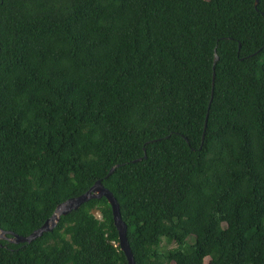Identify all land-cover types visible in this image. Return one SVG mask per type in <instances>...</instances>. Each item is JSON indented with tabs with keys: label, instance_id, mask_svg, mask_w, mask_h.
I'll return each mask as SVG.
<instances>
[{
	"label": "trees",
	"instance_id": "trees-1",
	"mask_svg": "<svg viewBox=\"0 0 264 264\" xmlns=\"http://www.w3.org/2000/svg\"><path fill=\"white\" fill-rule=\"evenodd\" d=\"M96 180L134 264H264V0H0V229ZM5 237L0 264H127L104 197Z\"/></svg>",
	"mask_w": 264,
	"mask_h": 264
},
{
	"label": "water",
	"instance_id": "water-1",
	"mask_svg": "<svg viewBox=\"0 0 264 264\" xmlns=\"http://www.w3.org/2000/svg\"><path fill=\"white\" fill-rule=\"evenodd\" d=\"M257 0H254V6L256 5ZM216 59V56L214 55L213 61ZM139 159L136 158L132 160L131 162L138 161ZM116 167V165H113L110 167L106 175H109L112 173L113 169ZM104 197L107 201V203L110 206L111 209V214H112V221L113 225L117 231V239H118V246L120 251L123 253L126 263L127 264H134L133 259H132V254L129 250V246L126 240V226L123 223V221L120 218L119 214V209H118V204L112 194L102 186L100 183V180H96L93 185L84 193L68 198L64 200L63 202L59 203L56 205L54 208L52 214L48 219H46L40 227L37 229L33 230L26 236H20L17 235L11 231H4L0 229V238H6L5 235L8 234L9 238L8 240L13 242V243H29L31 240H33L36 237H39L43 232H48L50 231L56 221L57 218L60 215H65L66 213L75 210L80 204L83 202L87 201L88 199L91 198H100Z\"/></svg>",
	"mask_w": 264,
	"mask_h": 264
},
{
	"label": "rangeland",
	"instance_id": "rangeland-1",
	"mask_svg": "<svg viewBox=\"0 0 264 264\" xmlns=\"http://www.w3.org/2000/svg\"><path fill=\"white\" fill-rule=\"evenodd\" d=\"M94 215H95L96 217H98V216H99V215H98V213H96V212L94 213ZM187 238H188V239H187L188 241H190V240H191V237H190V236H189V237H187ZM172 246H173V244H172V243H170V242H169V243H166V242L164 243V242H163V247H164V248H168V247H172ZM207 260H208V258H207V257H205V258L203 259V262H204V263H206V262H207Z\"/></svg>",
	"mask_w": 264,
	"mask_h": 264
}]
</instances>
